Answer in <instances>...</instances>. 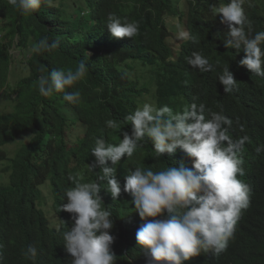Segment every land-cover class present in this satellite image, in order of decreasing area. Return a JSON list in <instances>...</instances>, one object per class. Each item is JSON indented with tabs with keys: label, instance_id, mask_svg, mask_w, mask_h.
I'll use <instances>...</instances> for the list:
<instances>
[{
	"label": "trees",
	"instance_id": "1",
	"mask_svg": "<svg viewBox=\"0 0 264 264\" xmlns=\"http://www.w3.org/2000/svg\"><path fill=\"white\" fill-rule=\"evenodd\" d=\"M210 5H218V0H42L38 10L25 16L8 0H0V97L13 106V110L0 109V264H70L63 234L73 224L72 215L61 211L67 202L64 193L74 187L69 176L81 183L98 180L101 170L93 172L88 167L95 159L91 155L95 140L102 137L118 144L124 132L131 134L132 126L125 117L145 102L151 104L152 100L157 108L167 105L174 112L182 111L183 94L175 84L171 86L174 99L159 101L150 96L148 82L152 72L159 74L160 67L167 73L177 64L194 70L187 63L193 52H200L212 65L211 71L200 72L202 78L205 74L220 76L224 68L234 74L237 85L225 97L228 109L251 103L248 140L242 147L250 203L224 252L202 254L184 264H264V122H258L264 78L240 66L245 55L242 49L225 47L228 29L219 16L212 15ZM243 7L253 33L264 31V0H245ZM110 14L122 22H138L139 34L132 39L113 38L107 29ZM178 27L186 33L177 49L170 39ZM45 37L58 47L51 52L32 51ZM13 48L21 51L20 62L28 69V76L16 84L11 80ZM81 60L87 65L86 75L68 89L80 92L77 103L65 101L63 92L50 97L39 94L36 82L42 74L54 68L75 70ZM108 119L116 120L118 128H107ZM237 129L229 130L234 140L238 139L234 136ZM21 138L27 141L11 156L9 146ZM181 162L192 166L180 150L172 157H157L151 140L145 137L131 158L124 157L115 166L120 197L113 200L106 183L101 182L99 195L114 223L115 264H148L136 241L144 221L132 197L123 192L125 177L138 166L155 171L173 164L178 167ZM47 183L61 216L59 230L50 227L43 210L46 196L42 187ZM29 246L37 249L34 258L24 255Z\"/></svg>",
	"mask_w": 264,
	"mask_h": 264
},
{
	"label": "clouds",
	"instance_id": "2",
	"mask_svg": "<svg viewBox=\"0 0 264 264\" xmlns=\"http://www.w3.org/2000/svg\"><path fill=\"white\" fill-rule=\"evenodd\" d=\"M8 2L25 16L42 4V0ZM244 2L218 0V5H210L209 10L228 29L225 47L242 49L245 53L240 66L264 78V31L253 33ZM107 29L116 39H132L139 34L138 22H122L115 14L108 16ZM57 47L56 42L49 43L45 37L32 51L51 52ZM187 63L194 70L177 64L167 73L160 67L159 74L152 72L148 82L150 96L159 101L174 99L171 86L175 84L183 94L182 111L174 112L167 105L157 108L152 100L151 104L145 102L125 117L132 126L131 134L124 132L118 144L107 143L102 137L95 140L91 149L95 159L88 167L93 172L101 170L98 180L81 183L69 176L74 187L64 193L67 202L61 205V211L72 215L73 224L63 234V246L72 258L70 264H115L117 257L112 249L115 237L111 234L114 223L111 211L103 206L99 195L101 182L106 183L113 200L120 197L122 188L115 166L122 158H131L145 137L151 140L157 157L165 154L172 157L180 150L192 163L191 167L181 162L178 167L173 164L155 171L152 167L138 166L125 177L123 192L132 197L144 221L136 232V241L146 253L148 264H184L209 253L219 256L234 237L241 214L250 203V188L244 183L242 147L248 140L245 135L252 106L251 103H239L234 109L225 106L226 95L237 85L229 68H224L220 76L205 74L202 78L200 72L212 70L209 60L200 52H193ZM86 72L83 60L75 70L54 68L38 78V92L43 97L63 92V99L75 104L80 92L68 89L82 80ZM258 109L262 112L258 122L262 123L264 103ZM105 124L109 129L119 126L113 119ZM237 127L234 136L238 139L234 140L229 130ZM43 210L47 212L45 207ZM24 255L34 258L36 247L29 246Z\"/></svg>",
	"mask_w": 264,
	"mask_h": 264
},
{
	"label": "rangeland",
	"instance_id": "3",
	"mask_svg": "<svg viewBox=\"0 0 264 264\" xmlns=\"http://www.w3.org/2000/svg\"><path fill=\"white\" fill-rule=\"evenodd\" d=\"M186 33L185 29H182L181 27H178V29L175 30V32L173 33L172 39H170L171 43L173 44V46H175V48H179V43L183 41V37L184 34ZM12 54H13V64H12V76H11V80L14 81V84H16L18 82V80L21 79V77L23 76H28V69L27 67L22 64L20 62V60L22 59V54L20 50H17L16 48L12 49ZM1 101H0V109H4V108H8V110H13V106L11 103L5 101V97H0ZM23 141H27L26 139H19L17 141V143H13L11 146H9V152L11 156H14L16 151L19 149L20 147V143ZM5 164H2L1 167H5ZM6 182V178H3ZM42 190L45 193L46 196V200H45V208L47 210V212H45L47 218L49 219L50 222V227L53 229H59L60 228V214L59 212L56 210L55 208V199L53 196V192H52V188L50 183H47L46 185H44L42 187ZM50 211V212H48ZM57 220V221H56Z\"/></svg>",
	"mask_w": 264,
	"mask_h": 264
}]
</instances>
